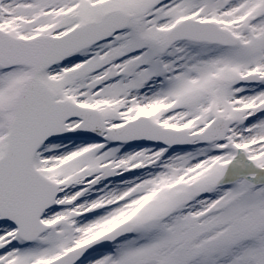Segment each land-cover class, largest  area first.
Returning <instances> with one entry per match:
<instances>
[{"label":"snow or ice","instance_id":"6c2138e0","mask_svg":"<svg viewBox=\"0 0 264 264\" xmlns=\"http://www.w3.org/2000/svg\"><path fill=\"white\" fill-rule=\"evenodd\" d=\"M0 264H264V0H0Z\"/></svg>","mask_w":264,"mask_h":264}]
</instances>
